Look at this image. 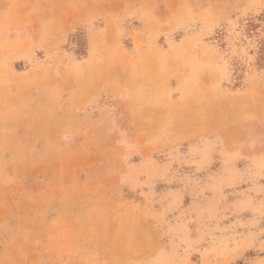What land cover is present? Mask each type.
<instances>
[{
  "label": "rangeland",
  "instance_id": "rangeland-1",
  "mask_svg": "<svg viewBox=\"0 0 264 264\" xmlns=\"http://www.w3.org/2000/svg\"><path fill=\"white\" fill-rule=\"evenodd\" d=\"M0 264H264V0H0Z\"/></svg>",
  "mask_w": 264,
  "mask_h": 264
},
{
  "label": "crops",
  "instance_id": "crops-1",
  "mask_svg": "<svg viewBox=\"0 0 264 264\" xmlns=\"http://www.w3.org/2000/svg\"><path fill=\"white\" fill-rule=\"evenodd\" d=\"M86 4H88L87 2H84L82 5H86ZM4 14H6V12L4 13ZM20 14V13H19ZM18 14V17H9V19L10 20H12V21H15V20H18V19H20V17H23V16H20ZM10 16V15H9ZM68 20L70 21V22H75L77 19H74V18H68ZM23 33L22 34H25L26 33V31H22Z\"/></svg>",
  "mask_w": 264,
  "mask_h": 264
}]
</instances>
